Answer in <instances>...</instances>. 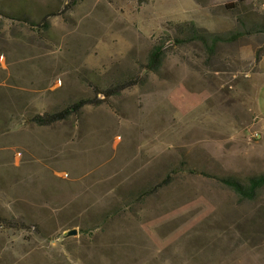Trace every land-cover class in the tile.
<instances>
[{
  "label": "rangeland",
  "instance_id": "1",
  "mask_svg": "<svg viewBox=\"0 0 264 264\" xmlns=\"http://www.w3.org/2000/svg\"><path fill=\"white\" fill-rule=\"evenodd\" d=\"M0 9L36 22L0 14V264H264V188L243 200L218 180L264 174L244 90L264 74V0ZM190 26L241 35L211 55L189 41ZM81 99L92 103L79 116L30 123Z\"/></svg>",
  "mask_w": 264,
  "mask_h": 264
},
{
  "label": "trees",
  "instance_id": "2",
  "mask_svg": "<svg viewBox=\"0 0 264 264\" xmlns=\"http://www.w3.org/2000/svg\"><path fill=\"white\" fill-rule=\"evenodd\" d=\"M0 14L6 18L10 19L12 21L17 20L19 22H22L24 24H36L33 20H31L29 17H26L23 13L22 14H14V13H7L3 11V9H0ZM48 17L44 16L41 20V25L43 27H47L49 25ZM259 30V29H258ZM189 41L192 42H200V44L212 55L215 52V47L217 44L224 40H236V37L241 34H236L232 36L231 38H223L218 35H207L204 33L199 32L194 26H190V29L187 31ZM163 60V52L162 47H155L151 53L149 54L148 58V64L147 68L150 71L158 72L161 68ZM130 82L128 83H115L113 86L108 88L107 90H103L98 95H103L105 99H109L114 94L119 93L122 89L127 87ZM92 102L88 99H81L73 104L62 108L60 110L54 111V112H46L43 114H36L34 116H31L30 123L34 126L40 127V128H49L53 127L58 123L64 122L68 120L72 116H79L83 109L90 105ZM220 182L231 188L241 199L243 200H254L257 196V193L259 190L264 188V174L254 176L249 178L248 183L244 184L238 181L237 179L233 177H225V178H218ZM1 221V218H0ZM4 222V220L2 219Z\"/></svg>",
  "mask_w": 264,
  "mask_h": 264
},
{
  "label": "crops",
  "instance_id": "3",
  "mask_svg": "<svg viewBox=\"0 0 264 264\" xmlns=\"http://www.w3.org/2000/svg\"><path fill=\"white\" fill-rule=\"evenodd\" d=\"M246 99L253 97L255 127L258 132L264 135V74L256 76L252 82L244 86ZM250 94H252L250 96Z\"/></svg>",
  "mask_w": 264,
  "mask_h": 264
},
{
  "label": "water",
  "instance_id": "4",
  "mask_svg": "<svg viewBox=\"0 0 264 264\" xmlns=\"http://www.w3.org/2000/svg\"><path fill=\"white\" fill-rule=\"evenodd\" d=\"M78 234V231L76 229L69 230L64 233V237H72L76 236Z\"/></svg>",
  "mask_w": 264,
  "mask_h": 264
},
{
  "label": "built area",
  "instance_id": "5",
  "mask_svg": "<svg viewBox=\"0 0 264 264\" xmlns=\"http://www.w3.org/2000/svg\"><path fill=\"white\" fill-rule=\"evenodd\" d=\"M260 138V134L259 132H253L250 137H249V141H256Z\"/></svg>",
  "mask_w": 264,
  "mask_h": 264
}]
</instances>
